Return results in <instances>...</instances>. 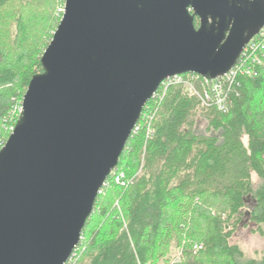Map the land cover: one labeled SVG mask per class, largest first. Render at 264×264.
<instances>
[{"label": "water", "instance_id": "water-1", "mask_svg": "<svg viewBox=\"0 0 264 264\" xmlns=\"http://www.w3.org/2000/svg\"><path fill=\"white\" fill-rule=\"evenodd\" d=\"M263 29L264 0H66L0 150V264H66L162 83L223 78Z\"/></svg>", "mask_w": 264, "mask_h": 264}, {"label": "trees", "instance_id": "trees-1", "mask_svg": "<svg viewBox=\"0 0 264 264\" xmlns=\"http://www.w3.org/2000/svg\"><path fill=\"white\" fill-rule=\"evenodd\" d=\"M49 1L46 16L40 14ZM58 1L0 0V148L16 126L32 77L43 72L42 56L59 26L52 18ZM259 57L254 75L240 73L225 86L224 111L189 93L184 81L191 78L202 96L209 87L195 74L158 90L98 196L71 264H264V256L249 259L230 242L245 210L264 237ZM199 112L209 122L204 134L196 131ZM117 175L127 185L116 184Z\"/></svg>", "mask_w": 264, "mask_h": 264}, {"label": "built area", "instance_id": "built-area-1", "mask_svg": "<svg viewBox=\"0 0 264 264\" xmlns=\"http://www.w3.org/2000/svg\"><path fill=\"white\" fill-rule=\"evenodd\" d=\"M64 3L65 4H64L63 8L61 9V12L63 14L65 13L66 0H64ZM260 55L264 56V29L259 33V35H257L256 37H254L251 40V42L245 48L238 64L229 73H227L223 78L213 80V81H210V80L203 78L209 84L208 89L203 90L204 96H202L201 93L196 90V87H195L194 83L192 82L194 78H191V79H188L187 81H184L185 87L187 88V90L189 91V93L191 95H194V96L196 95L197 97H200L202 99L203 105L207 106L208 103L214 101L216 103L217 107L220 110L224 111L227 108V101H226V96H225V86L232 83L234 78L236 76H238L240 73H242V74L244 73V74H247L249 76L254 75L253 66L262 64V59L259 57ZM182 76H184V75L175 76V77L167 79L166 81H164L162 83L160 88H164V90H165L171 82L177 81V80L181 81ZM197 76L198 77H196V79H198L199 77L202 78L199 75H197ZM156 95H157V93L153 97H155ZM147 119H151V118H149V116H147ZM139 128L140 127L136 126L135 129L138 130ZM151 133L152 132L149 129V134H151ZM115 183L122 185V186L127 185V182L125 180V176L124 175L115 176ZM105 184H106V182H105ZM105 184H104V186H105ZM102 190H103V188H102ZM102 190H101L100 194L102 193ZM73 256L74 255H72V257L69 259V261L66 264L74 263L72 260Z\"/></svg>", "mask_w": 264, "mask_h": 264}, {"label": "rangeland", "instance_id": "rangeland-1", "mask_svg": "<svg viewBox=\"0 0 264 264\" xmlns=\"http://www.w3.org/2000/svg\"><path fill=\"white\" fill-rule=\"evenodd\" d=\"M50 4H51V1L48 2V4L44 7V11L41 12L40 14H45L46 16V12L48 13V11L50 10ZM64 4L65 3L61 2V0L58 1L55 16H52L53 22H55L54 17H56L57 19V23L55 22L56 24L54 26H57L58 24H60L63 18L64 14L61 12V9L63 8ZM27 13L29 14V12ZM40 17L43 18L42 15H40L39 18ZM39 18L38 20L36 19L37 22L40 21ZM31 30H32V34L35 37H37L35 33V29H33V26ZM50 35H52V32H50ZM202 116H203L202 113L199 112L197 116L198 118H197V125H196V131L199 134L206 133L207 128H208V123H209ZM1 149L2 147L0 148V150ZM254 181L255 182L257 181L256 177H254ZM248 205H249V209L252 208L253 206V203L250 199L248 200ZM244 213H245V216H244L243 222L238 226L237 231L234 233L230 242L233 245H238L244 251L247 258L260 259L264 256V237L261 236L259 233H257V226L250 221L249 210H245Z\"/></svg>", "mask_w": 264, "mask_h": 264}, {"label": "bare ground", "instance_id": "bare-ground-1", "mask_svg": "<svg viewBox=\"0 0 264 264\" xmlns=\"http://www.w3.org/2000/svg\"><path fill=\"white\" fill-rule=\"evenodd\" d=\"M147 124V123H146Z\"/></svg>", "mask_w": 264, "mask_h": 264}]
</instances>
